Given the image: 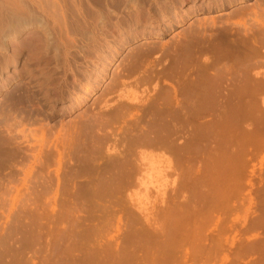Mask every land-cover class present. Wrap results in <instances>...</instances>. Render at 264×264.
<instances>
[{"label": "bare ground", "instance_id": "1", "mask_svg": "<svg viewBox=\"0 0 264 264\" xmlns=\"http://www.w3.org/2000/svg\"><path fill=\"white\" fill-rule=\"evenodd\" d=\"M248 1L249 0H173V19L169 17L167 11L163 7H159L157 9L160 12L159 19L155 18V15L152 16V14L147 12L145 9L144 10L146 12L142 10L143 8L140 9L135 4L131 8V12L126 16L127 20L125 22L115 21L103 28V40L101 43H99V46L92 48L89 56L87 57L90 64H88V69L85 71L83 70L84 78H80V80L74 79L73 82H82L79 86L84 95L82 100L86 101L89 97L91 98V96L95 93V91H97L99 87L103 86L105 80L110 76V84L102 91L103 93L100 95V97L104 95H112V93L114 94L115 87L118 85H122L124 87L126 84L122 81L123 78L125 79L132 77L136 73L138 75L140 74L141 78H144L141 80L139 78L141 82L138 80L136 83L135 81V90H125L123 95L120 94L118 98L120 99L119 101H134L135 103L133 106L141 108L140 111L143 114L140 112L141 117L137 118L138 120L135 122V128L133 126L134 132L132 129H128L129 126L126 125L125 132L126 129L128 132L130 131V135L133 132V137L131 136L130 138V136L127 135L126 138L129 137V139H126L125 135L128 133L127 132L125 135L123 134L125 139L122 138L123 140H120V146L122 147L123 144L125 146V143H128L130 147L127 148L128 145H126L125 148L129 150L126 151L125 148L122 147L125 151H123L121 148L118 153H113V155L109 156L108 159H106V162H104L105 160H101L102 163H97L100 159L98 156H96L99 159L97 161L95 157V155H97V151L93 150L92 148H90L93 150H91V154L87 152L89 155L86 153L87 155L83 156L85 154H82L83 152L79 154V157H81V155L83 156V158H80L81 162L79 163V166L82 168L79 170L77 169L73 176L75 178L76 176L84 178V181L76 185L73 180H77L79 178H70L73 183H71V181L68 179L66 180L65 178L66 182H69L68 185L63 184V186H69L71 183L70 187H73V189L72 193H70L71 199L69 198L68 200H70V203L73 202V205H77V207L79 202H76L81 201L80 196L90 194L92 196L90 199L93 198L91 206L94 209V213L92 211V215H86L87 213L81 210L85 214L82 216L80 212L77 211V208L75 209L74 207V210H76L75 213L79 212V216H77L78 213H76V217H74L75 215L72 212L74 216L72 215L70 217H72L73 220L72 218L70 219L67 217V222L70 219V223L66 222V219L64 218L66 216L64 214H60L64 215V217H60L62 223L64 221L68 224V227L65 225L66 227L64 226L62 230L59 229L60 231L56 230L57 233L55 232L57 234V244L54 242L55 247L56 245H58L57 247L64 246V249L62 248V251L60 250L62 253L61 255L58 254L60 257L56 258L57 260H54L55 263L53 264H186L191 256L194 257V261L195 258V260H197V255L199 256L200 254H206L207 256V253H209L211 250L216 253V251L213 249L214 247L211 249L212 246H209L216 238L214 240L211 238V241V239L208 240L206 237L208 228L215 224V217L209 213V215L206 216V213H204V217H202L201 213L203 215V212H196L195 208L197 207H193L195 204L194 202L196 201H194L192 197L191 198L194 202H192L190 198L184 197L181 201H179V195L177 196L178 201L172 199V201L170 200L171 203H165L162 200L164 207L161 212L154 217L143 212L142 210L140 211L139 215H136L135 213H132L131 215L129 210H123L125 213L128 212L127 216H125V221H122V219L119 217L117 224L114 225L113 222H111V217H114V214L109 212L111 210V206L114 205L112 204L114 201L111 200H115V198L120 199L116 200L118 202L115 201L116 203L114 208H116L123 200H121L120 196L122 195V192H125V190L134 185L137 175L141 172L140 167L143 165L142 162L148 163L154 159H152L153 156L148 155L147 153L145 154L143 151H141L139 161L138 163H135L136 154H134V152L131 150L132 148H134V151L137 149L139 152L142 148H145V150H148L146 148L156 149L158 150H155L156 152L160 151L162 156L157 158L159 159L158 163L162 164L166 170H173L171 169V163L172 168L175 163L169 159L170 155L172 156L173 154V156H175V160L177 159V161L180 162L181 156L187 153L188 150H193L202 154L206 153L207 150L204 153L202 152L204 151L205 146L203 141L206 138L212 136L211 133L213 131L209 128L211 123L210 125L206 124L208 127L204 126L202 122L200 123L201 125L198 123V125H195L194 123H196L199 119H203L202 116L208 112L209 108H212L213 106H216L215 104H217L219 106H216L217 108H213L218 109L221 105L218 110L220 112L221 109L222 111L225 110L222 105L230 103L233 108H236L237 110L242 108L240 109L242 114L247 113L242 110L247 109L246 111H248L250 108V112L252 107L253 109L251 111L258 110L260 112V109H258L256 105L257 100L255 101L254 97L252 98V95L253 92L255 95H258V91L264 87V1L254 0V3L250 5L247 4ZM81 4L82 0H0V41L6 39L4 42H6L5 49L8 53L2 57L4 64H2V75L0 73V81H7L9 79L16 78L21 74L25 75L36 83L37 87L39 90H42L50 104L58 107V110H71V101H69L70 99H65L63 94L57 89L58 86H56V83H54V85L53 83H50L51 77H49L50 74L47 73L46 70V66H48V58L45 57V52L49 46L50 48L54 47L57 55L61 58H64V61L66 60V47L69 42V38H67V15L71 16L73 19L75 17L77 18L78 16H83L82 18H84ZM90 5L94 7L92 4ZM230 8L234 9L230 10L229 12H225V10ZM93 12L95 11L93 10ZM212 13H214L215 16L211 17V15H213ZM194 15H203V18H201V20L199 19L197 22L195 21L197 24L194 23L195 25L192 24L191 27L183 30L181 35L179 34L181 37L177 35L176 37L179 38L177 39L178 41H175L176 37H174L175 40L173 38L174 41L172 44H162L158 43L157 41V43L150 42L151 40L162 39L167 32L172 30L174 21L175 24L178 23L176 22V19L183 21V19ZM29 19H35L36 23L33 24V22H26ZM94 20V17L90 18V21L94 22ZM40 29L45 32V38L40 36ZM138 41H140L138 46L136 45L135 47H132L130 49V53L122 58L119 64L114 68L115 70L112 72V74H109V69H111L118 59V51L116 52L115 49H119V52L123 51L129 45V43H137ZM153 54H157L158 58H153ZM209 56H213L215 58L216 62H214L216 64L218 63V68H216L217 66L215 63H213V61L208 62L207 58H209ZM200 57L204 58L202 64H199ZM149 58L153 59L151 60ZM158 65H160V71L165 77L166 75H170L169 77L173 76L174 72L175 77L176 74L177 77L179 75V77H182L184 72L193 74L195 73L194 75L192 74L194 77L189 75L190 78H188L185 76L186 81L184 80L185 84L183 86L185 87L184 89L186 92L181 100L179 98L177 99V91L175 88L173 91L171 90V92L170 90L163 89V92L159 91L154 97L152 96L153 98H149V95L146 96L148 94L146 93L147 89L141 90L140 94L137 92L136 89L140 84H144V82L153 77L152 74H154V70ZM213 67L214 69H212ZM209 69H212L213 72L214 70L216 71L214 73L211 72L212 74L210 73L211 75H209L207 72ZM250 73H252L254 79L250 77ZM207 81L208 83H206ZM250 89H252V95L250 93ZM80 100L81 97L77 98V96H74L73 101L80 102ZM173 102H175L174 106ZM119 103L117 106L118 109L121 108L120 106L123 104L122 103L120 105ZM209 103L214 105L212 106ZM104 104H106V100ZM209 105H211V107H209ZM261 105L264 106V100L262 101ZM228 107L227 109L229 111L231 107ZM52 108L54 109V107ZM128 108L125 107V111L122 110V114L126 113V111L128 113ZM114 109L112 112L115 111ZM130 112L128 114H131ZM127 113L124 114V116L128 115ZM218 113L215 112L214 115L219 117L220 113L217 115ZM114 114L115 116L118 115V111L113 113V116L111 117H115ZM232 115L234 116V114ZM245 115L243 116L245 117ZM228 116L233 118L231 113H229ZM236 117L237 119L239 118L237 115ZM258 117L260 116L258 115ZM115 118H117V116ZM213 118L215 117L212 116L211 120H213ZM214 120L220 123L218 118L217 120L216 118ZM226 122L231 123L232 121ZM239 122L240 119L235 121L236 125ZM190 123L191 126L192 124H194V126L191 128L189 127V129L186 128V126L188 127ZM215 126L212 125L214 128ZM221 126L222 125H220V127ZM83 127L85 128L87 126ZM206 128H209L211 133H209V129L207 130ZM31 132V129L30 131L28 129V133L31 135H25L24 131H21V133L18 134L20 135V139H18L16 136L14 137L13 134V136L10 135L8 140H6L7 143L3 141L4 143H2V148L4 145H10L15 147L16 150H19V148L21 146L23 147V144L26 143L28 149L31 147L30 150H34V153L39 151L42 147V141L37 139ZM207 132L210 134V136L207 135ZM246 132L245 134H242V141L244 145L242 143H237L238 145H234L232 143L233 141L229 140L230 138L228 139L230 142L228 141L229 144L226 147L227 150L226 148L224 149L227 152L225 151L226 154L221 157V161L216 163L219 164V166L214 167L216 165H213L211 168L205 167V170L202 168V172L199 167H189L190 165L192 166V164H190L188 167H184V169L180 171L174 169L176 172H180L179 175L177 173L176 175L180 177L179 179L184 181V184L188 183L189 181L192 182L193 180V184L196 182L197 186L196 184L194 186L198 194H196L195 191L194 195H199L198 200H202V197L204 200H206L208 199L207 197L211 195L209 192L207 193L208 189L206 191V188L203 186L205 183H207L204 180L207 179L206 174L208 172H210L208 173V176L210 174L212 176L211 178L209 176L210 181L213 179L212 181L213 183L215 181V184L217 182L219 183V180L223 181V179L228 178H230V181L231 179L236 180L238 185L241 184L240 182L244 177L243 172L246 169V160H244V158H246V156H244L246 155V151L242 150L241 144L243 147H247L246 144H248V142H250L249 140L255 136L254 134H251L250 136L249 133H252L251 128H248ZM215 133L216 132H214V134ZM117 136L120 137V135ZM239 136L241 135H236L237 138ZM106 137L107 136H105V141ZM261 139L262 138H260V140ZM117 141L118 140L114 141V145L117 144ZM83 142L81 143H87L85 140ZM260 143L262 142L260 141ZM32 146L34 149H32ZM91 147H93V145ZM36 154L33 155L34 158H36ZM101 154H103V152H101ZM100 158L102 159V157ZM182 158L185 159L186 157L183 155ZM193 166L195 165L193 164ZM185 180L189 181L186 182ZM237 183L234 185H237ZM217 184L216 186H218ZM242 186H240V188ZM192 187L193 186H191V188ZM183 188L179 189L182 191ZM65 189L68 188L65 187L64 190ZM197 189L200 190L198 191ZM177 192L175 191V193ZM180 192L178 193L180 194ZM207 194L209 195L206 197L205 195ZM212 195L214 197V193H212ZM212 195L210 196L211 200L209 198V201H212V203H209L211 205H213V203H217L216 195L215 198H212ZM117 196H120V198H117ZM83 199L84 198H82V200ZM191 202L194 204L191 205ZM117 203L119 204L117 205ZM214 205L213 208L217 206ZM191 207H193L194 211ZM95 208H98L97 211ZM114 208L112 207V209ZM95 211H101L99 212L100 216H98V213H95ZM198 211L202 210L198 209ZM105 212L107 215L108 213L111 214L110 218ZM111 230L116 231L117 235H111ZM34 236L37 237L35 241H39L41 238V236L39 238L38 234ZM8 238L9 237H7V239ZM208 241H211V243ZM79 247L80 249L82 247L83 249H86V252H78ZM28 248L29 245H23L20 247V249L18 248L19 250H16L17 253L15 254V258L18 260H23L27 254ZM55 249L54 251H57ZM86 260H88V262H86Z\"/></svg>", "mask_w": 264, "mask_h": 264}, {"label": "rangeland", "instance_id": "2", "mask_svg": "<svg viewBox=\"0 0 264 264\" xmlns=\"http://www.w3.org/2000/svg\"><path fill=\"white\" fill-rule=\"evenodd\" d=\"M172 2L173 0H99V1L82 0L81 9L85 19L82 18L83 16L82 17L78 16L77 18L75 17L73 19L71 16L67 15V20H68L67 38H69L68 39L69 42L66 47V60L64 61V58L59 57L56 53L55 48L54 47L50 48V46L47 48L45 52V57L48 58V64H47L48 66H46V70L47 73L50 74V75L48 74L49 77H51L50 83L51 84L53 83V85L54 83H56L57 84L56 86H58L57 89L63 94L65 99L66 100L70 99L69 101H71V110H67V109L58 110V107L50 104L49 101L46 99L42 90L41 89L39 90L36 83L25 75L21 74L16 78L9 79L7 81L5 80L0 81V141H2L0 142L1 145L0 147L1 149L0 150V236H1L0 264H4V263L11 264V261L12 264L55 263V261L57 260L56 258L60 257L62 253L61 252L62 248L64 247V246L57 247L58 245H56L57 248L55 247L54 242H56L57 239L56 230L57 231L62 230L65 225L68 227L67 223L72 218L70 216H72L73 214L75 215L73 216L76 217V213H78L77 216H79V212L82 216L85 215L84 212L87 213L86 215L88 214L92 215V211L94 213V209L91 206L93 198L90 199V197H92L90 194L81 195L80 196L81 201H77L79 197L77 198L76 203L79 202L78 203L79 208L77 207V205H73V202L70 203V200L68 199L69 198L71 199L70 193H72V189H73V187L72 188L70 187L71 186L70 184L73 183L74 181L77 185L84 181L83 180L84 178L77 176L76 178L79 179L73 181H71V179L75 178L73 176L75 171H77V169L79 170L82 168L81 166H79V163L81 162L80 159L81 157L83 158V156L87 155L88 153L91 154V152L95 150L97 151L96 152L97 155H95V157L98 156V158L100 159L99 160L96 157L97 161L98 160L100 161V162L99 161L96 162L102 163L101 160L103 161L105 160L104 162H106L107 161L106 159H108L109 156L113 155V153L114 154L118 153L122 147L125 148L126 145H128V143L127 144L125 143V146L123 144L121 147L119 144L121 143L120 140H123L122 138H124V135L128 132L127 129L125 132L126 125L129 126L128 129L130 130L132 129L133 131L136 124L135 122L136 120H138L137 118L141 117L142 112L140 111L141 108L133 106L135 103L134 101L131 100L119 101L120 99L118 98V96L120 94L123 95L125 90L134 91L135 90L134 85L138 82L139 78L141 80L144 77L141 78L140 74L138 75L136 73L132 77L125 78L126 80L123 78L122 81L126 84L124 87L122 85H118L115 87L114 94L112 93V95H104L100 97V95H102L103 93L102 91L106 89V87L110 84V80H111V76H110L108 79L105 80L103 86L99 87L97 91H95V93L91 96V98L89 97L86 101L82 100L84 95L79 86L82 82L81 81L73 82V80L74 79L80 80V78L81 79L84 78L83 70L85 71L86 69H88L89 68L88 64H90L87 57L89 56L92 48L99 46V43H101V41L103 40L102 34H103V28L105 26L115 21L125 22L127 20L126 16L128 15V13L131 12V8L135 4L140 9L142 8H143L142 10L145 9L147 12L152 14V16L155 15V18L160 17V12L157 9L159 7H163L167 11L169 17L173 19L174 9H172V4H173ZM252 3H254V0H249L247 4L250 5ZM90 4H92L94 7H92ZM232 9L234 8L227 9L228 11L225 10V12H229ZM93 10L95 12H93ZM214 13H212L213 15H211V17L215 16ZM93 17L95 19L94 22L90 21V18ZM201 18H203V15L189 16L183 19V21L176 19V22L178 23L175 24L174 21L172 30L167 32L162 39L151 40L150 42L172 44L173 41L175 40L174 37H176L177 35L179 36V34L181 35L183 30L188 29L189 27L192 26V24L195 25L194 23H196L199 19L201 20ZM29 20H27L26 22H33V24L36 23L35 19L34 20L29 19ZM44 33L45 32L40 29L39 34H41L40 36L43 38H45ZM177 39L179 38L176 37L175 41H178ZM5 40L3 39V41H0L1 75H2V66H3L2 64H4L3 63L4 60L2 57L8 54L7 50L5 49L6 48L5 46L6 42H4ZM139 43L140 41H138L137 43H129V45L123 51L120 52L119 49L117 48L115 49L116 52L118 51L117 52L118 59L115 62V64L111 67V69H109V74H112V72L115 70L114 68L119 64L120 60L124 58L126 55H128V53H130V49L132 47H135L136 45L138 46ZM152 57L158 58V55L153 54ZM213 58H214L213 56H209V58H207L208 62L213 61V63H215L216 60L215 58L213 60ZM203 61L204 58L200 57L199 64L200 63L202 64ZM217 65L218 63L216 64V66ZM216 68H218V66ZM212 69H214V67ZM212 69H209L207 71L209 75H211L216 71L214 70L213 72ZM192 74L193 73L184 72L182 74V77H179L180 76L179 75L178 78L177 74L176 77L174 76L175 75L174 72L173 76L169 77L170 75L169 76L166 75L165 77L160 71V65H158L154 70V74H152L153 77L147 80L149 83L146 81L144 82V84L143 83L140 84L139 85L140 87L138 86L136 90L140 94L141 90L147 89L146 90L147 92L145 91L146 93H148L146 96L149 95V98L150 97L153 98L155 94H157L159 91H162L163 89L170 90L171 92V90L173 91V89L175 88V90L177 91V99L179 98L181 100L186 92V90L184 89L185 87L183 86L185 84L184 82L186 81L185 76L190 78L189 75L193 76L195 73L193 75ZM250 74H251L250 77L254 79L252 73ZM140 80L139 82H141ZM206 83H208V81ZM250 91L249 92L252 95V89H250ZM260 91L263 93H261ZM260 91H258V95L257 94L255 95L254 92H253L254 96L252 95V98L254 97V100L255 101L257 100L256 105L257 108L260 109V112L258 110L251 111L253 109L252 107L250 112H249L250 108L248 109V111H246L247 109L242 110L247 112L245 113L246 114L245 115L244 113L243 114L241 113L240 109L242 108H239L240 110L239 111L236 108H233V106L230 103L222 105V107L225 110L222 111L221 109L219 112L218 110L221 107V105L218 109H216L217 108L216 106L219 105L215 104L216 106H213L214 104L209 103L216 108L213 107L209 108L208 112H206L202 116L203 119H199L197 120L196 123H194L195 125L197 123L201 125L200 123L202 122V124L206 127H208L207 125L208 124L210 125L211 123L209 128L212 129L213 132L211 133L210 129L209 128L208 129L210 131L209 133H211L212 136L206 138L203 141V144L205 146H204V151L202 152L204 153L207 150L206 151L207 154L204 153L205 154L204 155L200 152L199 154L198 152H195L193 150H188L187 153L183 154L184 157L186 158L185 159L182 158L183 156L182 155L180 158V162L177 161V159L175 160V156H173L172 154V156L170 155L171 158L169 156V159H171V161L175 163L173 164L176 165V166L173 165L172 168V163H171V169L173 170L170 169H169L170 171L166 170L164 169L162 164L158 163L159 159L157 158H160L162 156V153L160 151L156 152L158 151L156 149L146 148L148 150H145V148L144 149L142 148L143 150L140 149L139 152L137 149L134 151V148L132 149L130 148L134 152V154H136L135 157L137 159L135 158V163H138L141 151H143L145 154L147 153L148 155L153 156L152 159L153 158L154 159L148 163L142 162L143 165H141L140 167L141 172L137 175L136 177L137 179L136 180L134 179L135 181L133 180L134 185L129 189L125 190V192H122V195H120L121 200L123 199L124 201L122 200L123 202L121 201L119 206H117L119 204L117 203L116 205L117 207L114 208L115 203L118 202L116 200H120V199L115 198V200L114 199L111 200L114 201L112 203L114 205L113 206H111L112 204L110 205L111 210L109 213L114 214V217L113 216L111 217L112 218L111 222H113V225L117 224V220L119 217L122 219V221H125L126 219L125 216H127L128 212L125 213L123 212V210L124 211L126 209H127L126 211L129 210L131 212V215L132 213L139 215L140 211L142 210L143 212L148 213L150 216L154 217L155 215H158L164 207V205L162 204V200L165 203H171L170 200L172 201V199H175L176 201H178L179 197H180L179 201H181L183 197L190 198L192 202L196 201L194 202L195 204L191 202L192 203L191 205L194 204L193 207H197L199 210L200 209L202 210V211H198V209L195 208L196 212L198 213L203 212V215L201 213L202 217H204V213H206L205 216L211 214L213 215V217H215V224H214L215 226L211 225L210 228H208V233L206 237L208 238V240L211 238L214 240L216 238L215 239L216 241L215 240L212 241L211 239L213 244L211 243V241L210 242L208 241L209 243H211L209 246H212L211 249L214 247L213 249L214 251H216V253L213 252V250H211L209 253H207V256L206 254L204 255L200 254L202 257L200 255L199 256L197 255V260H195L196 259L195 258L194 261H193L194 257L191 256L192 258L191 257L190 258L192 259L193 262L189 258L186 264H195V263L196 264H264V222H263L264 221L263 219L264 218L263 217L264 216V135H263L264 106L261 105L262 101L264 100V87ZM74 96H77V98L81 97L80 102L73 101ZM105 100H106V104H104ZM118 103L120 105L123 103L122 106H120L121 108H119L120 110L117 107ZM174 105L175 102H173V106ZM211 105H209V107H211ZM52 107H54V109ZM125 107L127 108L129 107L128 113L131 111L130 112L131 114H128L126 111V113L129 116L128 115L124 116V114L126 113L122 114V110L125 111L124 110ZM227 107L228 108L231 107L229 110L230 112L228 111ZM113 109L115 110L114 112H112ZM116 111H118V115H116L117 118H115L116 117L115 114H114L115 117H111L113 116V113H115ZM214 111L216 113L219 112L221 116L219 115V113L217 114L219 115V117L214 115L215 114ZM229 113H231V116L233 118L228 116ZM232 114H234V116ZM236 115L239 117L238 119H240V122L237 125L235 123V121L238 120ZM243 115H245V117ZM258 115L260 117H258ZM212 116L215 117L216 120L218 118V121H220L221 124L219 122H216L214 120L215 118H213L214 120L213 122L214 124H213L212 123L213 120H211ZM226 121L229 122L232 121L231 122L232 124ZM194 124H192V126H194ZM88 125L91 126L89 127ZM212 125L213 126L216 125L215 128L212 127ZM220 125L222 126L220 127ZM83 126H87L88 129L87 127L84 128ZM192 126L190 123L188 127L186 126V128L189 129V127L191 128ZM247 126L248 128L252 129V133H249L250 136L251 134H254L255 136L252 135L253 138L252 139L250 138L251 139L249 140L250 142L246 144L247 147H243L244 144L242 141V137H243L242 134H245V132L247 131L248 129ZM28 129L29 131L31 129L32 131L31 133L37 139H40L42 141V147L40 148L39 151H36L34 153V150H32L33 151L32 152L30 150L31 147H29L30 149H28L26 143H24L23 147L21 146L22 148L20 147L19 150L18 149L16 150L15 147L10 145L8 146L4 145L5 147L3 146L2 148V143L4 142L7 143L6 140H8V138L12 134L14 135V137L15 136L18 137V139H20L19 138L20 135L18 134L21 133V131H24L25 135L28 134L31 135L30 133H28ZM129 132L125 135V138L127 135L130 136V138L131 136L133 137L134 131L132 132L133 134L131 133V135L129 134ZM214 132L216 133L214 134ZM209 133L207 132V135L210 136ZM104 135L107 136L106 137L107 142L105 141ZM117 135H120L121 138ZM236 135L237 136L241 135V136L237 138ZM127 138L129 139V137ZM260 138L262 139L260 140ZM228 139L232 140L233 141L232 143L234 145L237 143L243 144V145L241 144V148L242 150L246 151L245 152L246 155H244L246 156V158H244L243 156L244 160H246V164H245L246 169L243 172L244 177L242 178L243 180L240 182L241 184L238 185L236 180L233 179H231L230 181V178L223 179V181L219 180V183L217 182L218 184L216 183L219 186V189L218 186H216L215 181L213 183L212 181L213 179L210 181V178L212 177L211 174L209 175L210 178L208 176V173L210 172L206 174L207 176L205 175L207 179L206 180L203 179V180L209 184L205 183L203 186L206 188V191L208 189L207 193L209 192V194L211 195L212 193H214V197L212 195V198H215L216 195V199H217V201L215 199L217 203H213V205L216 204L217 206L214 205L216 207L213 208V205L209 204L210 202L212 203V201H209L211 195L209 197H207L209 194L205 195L208 198L206 200H204L203 197L202 200L201 199L198 200L199 195H194L196 191L194 185L196 184V182L193 184L194 180L192 182H190L189 180L187 181L185 180L186 182L189 181L188 182L189 184L188 183L184 184V181L179 179L180 177L178 175L180 173L179 172L180 170L184 169V167H188L190 164H192V166L190 165L189 167H195V168L199 167L201 172L205 167L211 168L213 167V165H216L214 167L219 166V164L216 163L221 161V157L226 154L225 153V151L227 150L226 147L230 142ZM84 140L87 143L83 144ZM113 140L114 141L118 140L117 141L118 146L117 144H115L116 146L114 145ZM219 140H221L222 142ZM260 141L262 143H260ZM232 143L231 145L233 146ZM92 145L93 147H91ZM129 147L130 146L128 145L127 148ZM90 148H92L93 150ZM123 148H122L123 151L129 150L126 148L124 150ZM225 148L226 150H224ZM32 149H34L33 146ZM98 152L99 154L103 152L104 155L103 154L99 155ZM81 153L82 154L85 153V154L79 157L80 156L79 154ZM35 154H36V158L33 157V155ZM188 156L192 161L189 159ZM100 157H102V159ZM186 159L188 162L186 161ZM193 164L195 166H193ZM174 169L179 171L176 172V170ZM176 173L178 175H176ZM65 178L66 180L68 179L69 181H71L69 186H65L66 184L68 185L69 182V181L66 182ZM235 183H237V185H234ZM63 184H65L64 186L68 188L65 189L67 191L64 190L65 187L63 186ZM191 186L193 187L191 188ZM240 186L242 187L240 188ZM179 188L181 189L183 188L184 191L182 190L183 191L182 192L181 189ZM174 190L176 192L177 190L178 192L180 191L181 192L180 194L178 192L175 193ZM216 190L218 191V193ZM196 194H198L197 191ZM193 195L195 198L193 197ZM120 196H117V198H120ZM191 197L194 199V201L192 200ZM82 198H84L86 201L84 199L82 200ZM88 199L90 202L88 201ZM69 207L72 209H70ZM74 207L75 209L77 208V211L79 212L75 213L76 210H74ZM112 207L114 209H112ZM193 207L191 208L194 211ZM95 209L97 211L98 208ZM69 210L71 211V213ZM81 210H83L84 212H82ZM96 211L95 213H98V216H100L99 212L101 211L99 212ZM109 213H108L109 216L107 215V213L106 215L110 218L111 214ZM60 214H64L66 217ZM61 216H63L66 219V222H67V217L70 219L68 220L67 223H65L64 221L62 223L60 218ZM60 224H64V225H60ZM36 233L39 235V238L41 236L39 241H35L37 237L34 235H37ZM110 233L111 235L114 234L117 235L116 231L111 230ZM7 237L9 238L7 239ZM23 245L24 246L29 245V248L28 251L26 250L27 254L25 255V258L23 260L22 259L18 260L15 258V254ZM54 249L57 251H54ZM58 250L60 253L58 252ZM79 250L78 252L80 253H82V251L86 252V249H83V247L81 249L79 247ZM53 254L55 255V257ZM58 254L60 255L58 256ZM51 256L53 259L51 258ZM86 262H88V260H86Z\"/></svg>", "mask_w": 264, "mask_h": 264}]
</instances>
